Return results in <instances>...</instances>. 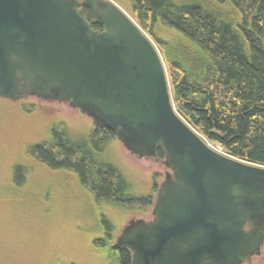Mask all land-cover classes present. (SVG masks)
Listing matches in <instances>:
<instances>
[{
    "label": "water",
    "instance_id": "95a60500",
    "mask_svg": "<svg viewBox=\"0 0 264 264\" xmlns=\"http://www.w3.org/2000/svg\"><path fill=\"white\" fill-rule=\"evenodd\" d=\"M0 97L80 109L140 159L162 149L151 218L130 219L111 245L132 264H242L260 253L264 166L210 145L176 113L155 44L113 0H0Z\"/></svg>",
    "mask_w": 264,
    "mask_h": 264
},
{
    "label": "trees",
    "instance_id": "16d2710c",
    "mask_svg": "<svg viewBox=\"0 0 264 264\" xmlns=\"http://www.w3.org/2000/svg\"><path fill=\"white\" fill-rule=\"evenodd\" d=\"M113 1L155 44L176 113L223 152L264 166V0ZM49 132L47 140L22 144L14 157L21 162L12 161L7 180L14 187L30 183L31 168L46 169L50 176L68 173L95 211L93 249L104 252L106 264H132L127 248L111 247L115 214L126 217L151 205L153 196L132 193L105 154L115 132L95 124L76 138L59 123ZM156 156L164 158L161 148ZM157 187L153 182V192Z\"/></svg>",
    "mask_w": 264,
    "mask_h": 264
},
{
    "label": "rangeland",
    "instance_id": "374dc122",
    "mask_svg": "<svg viewBox=\"0 0 264 264\" xmlns=\"http://www.w3.org/2000/svg\"><path fill=\"white\" fill-rule=\"evenodd\" d=\"M58 123L76 138L84 137L95 125L83 111L64 102L0 97V264H106L104 252L91 246L98 234L95 211L76 191L68 173L50 176L46 169L31 168L32 174L27 177L30 183L14 187L7 180L12 161L21 162L19 156L14 157L22 144L49 139V129ZM104 151L130 184L132 193L153 196V204L152 184L159 185L163 179V165L154 158L130 155L117 138H112ZM152 204L136 207L126 217L115 214L118 226L114 241L130 219H150ZM244 264H264V245Z\"/></svg>",
    "mask_w": 264,
    "mask_h": 264
},
{
    "label": "flooded vegetation",
    "instance_id": "af4514ba",
    "mask_svg": "<svg viewBox=\"0 0 264 264\" xmlns=\"http://www.w3.org/2000/svg\"><path fill=\"white\" fill-rule=\"evenodd\" d=\"M154 159L156 160V162H159V163L162 164V160H163V159H160V158H158L157 156L154 157ZM163 168H164V170H165V167H164V166H163ZM246 261H248V260H246ZM246 261H245V262H246ZM245 262H243L242 264H244Z\"/></svg>",
    "mask_w": 264,
    "mask_h": 264
}]
</instances>
